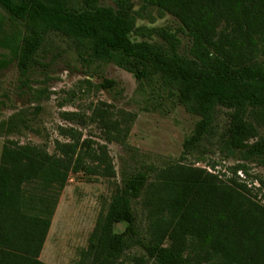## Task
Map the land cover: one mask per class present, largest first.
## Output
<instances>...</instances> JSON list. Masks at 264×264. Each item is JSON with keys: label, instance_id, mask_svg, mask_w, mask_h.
Segmentation results:
<instances>
[{"label": "trees", "instance_id": "16d2710c", "mask_svg": "<svg viewBox=\"0 0 264 264\" xmlns=\"http://www.w3.org/2000/svg\"><path fill=\"white\" fill-rule=\"evenodd\" d=\"M108 1L113 7L98 0H0V9L21 26L16 57L21 85L47 36L58 34L75 45L85 75L95 78L98 88L118 87L103 75L112 64L133 77L136 95L144 94L152 79L173 92L176 105L197 118L182 142L183 154L210 134L216 110L224 108L217 152L264 169V138L257 137L264 127V0H142L158 18L167 14L177 20L178 31L190 39L187 56L179 54L175 33L135 27L141 15L131 0ZM130 34L142 40L133 42ZM153 36L161 43H151ZM6 65L0 59V71ZM60 119L71 126L57 127L64 141L54 140L51 153L8 138L2 142L0 264H44L38 256L71 174L114 181L105 144L126 146L133 115L99 102L87 116L62 112ZM86 125L98 130L103 143L83 137L79 128ZM14 129L10 120L5 123L6 134ZM214 167L211 163L208 172L194 165L167 166L157 172L156 187L139 169L122 174L120 186L108 183L109 196L81 255L94 264H264V204L237 177V171L246 173L245 166L227 167L228 175ZM138 198L147 216L142 234L131 207ZM134 247L140 252L118 261Z\"/></svg>", "mask_w": 264, "mask_h": 264}, {"label": "rangeland", "instance_id": "374dc122", "mask_svg": "<svg viewBox=\"0 0 264 264\" xmlns=\"http://www.w3.org/2000/svg\"><path fill=\"white\" fill-rule=\"evenodd\" d=\"M131 2L132 10L139 11L141 15L136 18L135 27L164 28L175 33L180 42L179 54L187 56L190 39L178 31L180 25L176 19L167 14L158 18L156 10L145 6L142 0ZM98 5L113 7L108 0H98ZM21 34L20 24L0 9V59L7 60L6 67L0 71V149L4 138H8L20 145L43 146L51 153L54 140L64 141L58 137L57 127L71 126L60 119V114L70 112L87 116L99 102L110 105L113 112L133 115L126 146L122 148L115 143L105 144L115 173L114 181L96 177L88 179L80 173L69 176L58 197L41 248L42 261L48 264H94L90 256H83L81 252L86 250L87 238L100 212L101 202L109 196L111 187L108 183L115 182L120 186L121 175L132 170L146 171L148 183L156 187L159 180L157 172L167 166L194 165L211 172L209 166L212 163L215 164V172L228 175L227 167L243 164L246 173L242 172V179L248 187L254 188L252 192L255 200L264 204V186H259L255 181L258 179L264 184V169L255 162L224 159L217 152L218 138L226 125V109L216 110L210 134L196 149L183 154L182 142L191 135L197 118L176 105L174 93L161 89L156 79L145 85L144 94L136 95L133 77L109 64L103 75L116 82L118 87L100 89L95 78L85 75L75 45L52 33L36 55L38 63L27 74L26 85L23 86L16 67ZM129 39L133 42L142 40L133 34L129 35ZM150 42L161 43L154 36ZM9 120L14 123L15 129L6 134L5 123ZM79 129L84 138L103 143L93 125ZM257 137L264 138V127L257 130ZM90 146L94 147V144ZM131 207L139 233L142 234L147 222L142 198L132 201ZM116 230H121V226ZM129 252L139 253L140 250L131 248L118 257V261L125 263ZM149 264L161 263L151 260Z\"/></svg>", "mask_w": 264, "mask_h": 264}, {"label": "built area", "instance_id": "2783aa9c", "mask_svg": "<svg viewBox=\"0 0 264 264\" xmlns=\"http://www.w3.org/2000/svg\"><path fill=\"white\" fill-rule=\"evenodd\" d=\"M207 171L210 172L208 169H207ZM236 175H237V177H238L240 180L244 181V180L242 179V177H243L244 175L242 174L241 171H237V172H236Z\"/></svg>", "mask_w": 264, "mask_h": 264}, {"label": "crops", "instance_id": "0c3cea01", "mask_svg": "<svg viewBox=\"0 0 264 264\" xmlns=\"http://www.w3.org/2000/svg\"><path fill=\"white\" fill-rule=\"evenodd\" d=\"M44 241H45V240H44ZM43 243H44V242H43ZM40 252H41V251H40ZM38 260H39L41 263L48 264V263H46V262H44V261L41 260L40 253H39V256H38Z\"/></svg>", "mask_w": 264, "mask_h": 264}]
</instances>
